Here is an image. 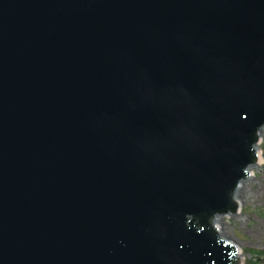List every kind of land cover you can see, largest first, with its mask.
Instances as JSON below:
<instances>
[{"label":"water","instance_id":"water-1","mask_svg":"<svg viewBox=\"0 0 264 264\" xmlns=\"http://www.w3.org/2000/svg\"><path fill=\"white\" fill-rule=\"evenodd\" d=\"M263 127L264 0H0V264H240Z\"/></svg>","mask_w":264,"mask_h":264},{"label":"rangeland","instance_id":"rangeland-1","mask_svg":"<svg viewBox=\"0 0 264 264\" xmlns=\"http://www.w3.org/2000/svg\"><path fill=\"white\" fill-rule=\"evenodd\" d=\"M261 165L244 183L239 215L222 220L225 234L242 249L245 264H264V132L260 140Z\"/></svg>","mask_w":264,"mask_h":264},{"label":"bare ground","instance_id":"bare-ground-1","mask_svg":"<svg viewBox=\"0 0 264 264\" xmlns=\"http://www.w3.org/2000/svg\"><path fill=\"white\" fill-rule=\"evenodd\" d=\"M263 132H264V128H263V130H262V132H261V137H262V135H263ZM260 164H261V163H260ZM251 169H252V171H253V168H251ZM253 176H254V174H253ZM244 183H245V182H244ZM244 183H241L242 188L244 187ZM219 223H220L222 229L224 230V227H223L222 221H219ZM224 232H225V231H224ZM226 236H227V235H226ZM227 238L230 239V237H228V236H227ZM230 240H231V239H230Z\"/></svg>","mask_w":264,"mask_h":264}]
</instances>
